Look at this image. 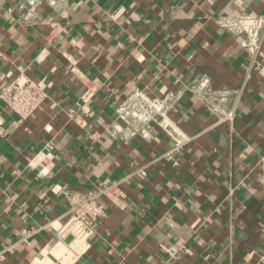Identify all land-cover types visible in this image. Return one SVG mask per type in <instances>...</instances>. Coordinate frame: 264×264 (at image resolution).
<instances>
[{
    "label": "crops",
    "instance_id": "1",
    "mask_svg": "<svg viewBox=\"0 0 264 264\" xmlns=\"http://www.w3.org/2000/svg\"><path fill=\"white\" fill-rule=\"evenodd\" d=\"M239 14L264 16V0H69L65 16L44 5L31 20L0 5V91L31 82L47 95L26 121L0 101V264L53 257L44 227L106 179L126 207L109 206L74 264H264V75L218 24ZM204 78L230 94L217 114L185 91L170 116L194 141L177 165L162 158L166 135L116 131L135 90Z\"/></svg>",
    "mask_w": 264,
    "mask_h": 264
},
{
    "label": "built area",
    "instance_id": "2",
    "mask_svg": "<svg viewBox=\"0 0 264 264\" xmlns=\"http://www.w3.org/2000/svg\"><path fill=\"white\" fill-rule=\"evenodd\" d=\"M5 0H0L3 5ZM69 0H14L15 9L21 12L24 20L37 16L38 9L48 6L59 16L67 13ZM219 26L228 34L240 37L239 45L251 58V68L264 75V67L259 58L264 44V16L258 14H239L221 17ZM189 91L198 100L207 105L210 111L220 114L221 104L228 99L230 92L215 90L209 78L194 83L190 88L178 92H165L160 95L149 94L146 90H135L117 107V120L123 126H116L123 140L140 136L152 140L157 134H164L169 139V147L162 155L166 161L177 165L176 156L191 145L194 137L187 134L170 116L175 105L180 102L185 91ZM241 92L235 90L234 95ZM91 94H85L87 103ZM47 95L43 88L35 83L14 82L0 91V101L16 114L21 121L28 120L45 103ZM233 112L223 114L224 120H231ZM137 173L147 175L145 169ZM70 208L65 216L49 222L44 228L55 240L53 257L42 253L28 264H74L90 248L91 239L98 230L99 223L106 217L107 209L113 206L124 209L123 192L120 182L110 179L98 183L96 188L86 195L69 197ZM70 238L68 241L67 239ZM171 257L187 252L185 247L173 248L162 246ZM1 258V257H0Z\"/></svg>",
    "mask_w": 264,
    "mask_h": 264
}]
</instances>
